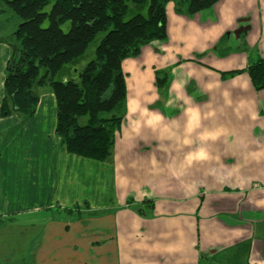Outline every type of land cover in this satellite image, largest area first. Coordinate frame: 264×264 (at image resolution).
<instances>
[{
  "label": "crops",
  "instance_id": "0c3cea01",
  "mask_svg": "<svg viewBox=\"0 0 264 264\" xmlns=\"http://www.w3.org/2000/svg\"><path fill=\"white\" fill-rule=\"evenodd\" d=\"M165 16L166 38L121 62L109 160L66 151L50 88L29 119L0 116V264H264V89L246 71L264 0ZM12 51L0 40V104Z\"/></svg>",
  "mask_w": 264,
  "mask_h": 264
},
{
  "label": "trees",
  "instance_id": "16d2710c",
  "mask_svg": "<svg viewBox=\"0 0 264 264\" xmlns=\"http://www.w3.org/2000/svg\"><path fill=\"white\" fill-rule=\"evenodd\" d=\"M169 1L176 13L189 15L217 0H6L20 23L6 64L0 116L17 113L23 121L29 119L39 100V88L48 85L55 97V134L66 151L109 160L126 100L121 62L137 57L145 44L166 38ZM65 22L69 23L66 30ZM99 35L93 58L75 69L73 62ZM63 68L69 75L55 78ZM246 71L254 88L264 89V57L257 55ZM166 72L169 68L156 73L161 92L167 87Z\"/></svg>",
  "mask_w": 264,
  "mask_h": 264
},
{
  "label": "rangeland",
  "instance_id": "374dc122",
  "mask_svg": "<svg viewBox=\"0 0 264 264\" xmlns=\"http://www.w3.org/2000/svg\"><path fill=\"white\" fill-rule=\"evenodd\" d=\"M50 8V5L46 7V10ZM20 23V20L13 14L11 9L9 8L8 4L6 3V0H0V40L5 41L12 49V47L16 44V40L14 38V31L17 28V25ZM68 22H65L63 24V29L66 30L68 29ZM100 38V35L88 46L87 50L85 53L79 57L77 60L73 62L75 65L74 68L80 69L83 67L89 60L93 58L94 55V49L95 46ZM142 48V47H141ZM70 64H67L65 67H69ZM67 68H63L59 73H57L55 78H63L68 74ZM168 69V68H167ZM166 70V69H165ZM170 72V68H169ZM169 72L166 74L169 76ZM49 88L48 85L44 86ZM43 89V88H39ZM115 206L113 205L112 201L108 202V208H114Z\"/></svg>",
  "mask_w": 264,
  "mask_h": 264
}]
</instances>
